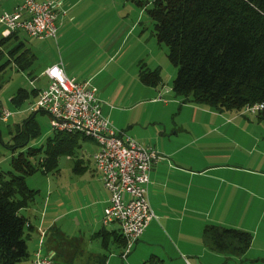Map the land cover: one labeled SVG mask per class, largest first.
Instances as JSON below:
<instances>
[{"label": "crops", "instance_id": "crops-1", "mask_svg": "<svg viewBox=\"0 0 264 264\" xmlns=\"http://www.w3.org/2000/svg\"><path fill=\"white\" fill-rule=\"evenodd\" d=\"M60 1L65 15H59L58 29L64 23L76 21L79 3ZM16 4L17 0H0V13L12 11ZM26 46L36 60L42 59L40 75L60 61L63 65L62 59H43L45 51L37 56L31 46ZM101 50L105 51L101 66L89 79L93 78L98 87L102 114L116 129L160 155L151 168L148 186L150 207L156 217L130 253L122 258L119 240L115 238L116 233L121 234L118 225L103 227L101 223L108 194L92 161L79 155L84 167L74 170L77 159L65 156L67 161L75 162L73 173L82 176L80 180L59 179L54 183L63 197L68 195L67 200L56 197L45 204V200L36 198L32 205L21 210L29 225L26 239L29 257L18 264H31L33 253L39 248V229L45 231L41 250L54 257L53 262L59 260L63 264H144L152 255L166 264H226L223 254L209 250L204 244L202 233L206 225L250 232L252 242L248 251L243 257L229 261L264 264L262 250L254 246L258 232L264 231V126L259 118L182 104L173 97L170 88L167 91L142 85L138 65L137 69L126 70L133 58L119 61L116 56H109L108 44H103ZM62 67L68 77L76 80L69 67ZM110 67L112 72H106ZM100 74L103 76L99 77ZM116 78L117 83L112 85ZM39 79L35 77L31 82ZM250 123L257 130L247 133L244 127H251ZM90 142L95 152L96 143ZM90 170L93 172L86 174ZM59 172L57 165L54 174L59 176ZM79 186L83 192L78 190ZM50 229L60 230L66 240L58 242L50 235ZM100 230L105 234L95 235Z\"/></svg>", "mask_w": 264, "mask_h": 264}, {"label": "trees", "instance_id": "trees-1", "mask_svg": "<svg viewBox=\"0 0 264 264\" xmlns=\"http://www.w3.org/2000/svg\"><path fill=\"white\" fill-rule=\"evenodd\" d=\"M147 11L153 21L152 35L165 45L166 56L177 70L170 89L175 99L216 112L258 117L264 126V113L245 110L264 101V0H151ZM19 31L0 36V90L8 81V69L29 71L36 60ZM137 65L142 85H162L159 67L151 69L141 61ZM38 91L19 88L10 102L19 109L30 96L36 100ZM37 112L45 114L37 110L8 128L12 140L4 144L19 150L11 158V168L0 170V264H18L29 257V225L20 212L34 203L38 190L30 188L26 178L57 170L62 156L77 159L74 170L83 168L77 154L79 141H93L81 133H52L41 146H28L40 134ZM49 231L58 242L66 240L60 230ZM202 237L206 247L223 254L226 262L243 257L252 242L250 232L218 225H206ZM115 238L123 249L122 235L116 233ZM144 264L166 263L152 255Z\"/></svg>", "mask_w": 264, "mask_h": 264}, {"label": "rangeland", "instance_id": "rangeland-1", "mask_svg": "<svg viewBox=\"0 0 264 264\" xmlns=\"http://www.w3.org/2000/svg\"><path fill=\"white\" fill-rule=\"evenodd\" d=\"M78 1L76 18L79 21L77 22L76 19L75 22L64 23L59 29L57 26L55 39L48 38L38 40L29 38L23 31L18 32L19 37L21 39L27 38L26 44L32 47L37 56L45 51L43 59H49L51 57V60L55 61L62 59L64 67L66 68L67 66L73 71L72 76L75 75L77 81L86 82L90 86H94L96 90H98V87L95 82L92 81L93 78L89 79V77L101 66L100 59L104 56L103 54L105 52L101 50L103 44H108V55L116 56L119 61L128 57L134 59L131 65L126 68L128 71L137 69V64L140 61L151 69L159 67L160 75L162 77V85H159L158 87H163V90L166 89L167 91L169 88L171 89V82L174 79L177 70L171 65L166 56L167 49L165 45L161 43L158 44L155 37L152 35L153 21L147 11L148 8H150L151 0ZM60 63L61 61L59 64ZM42 64V59L39 61L35 60L29 71L22 72L13 68L7 70L9 78L7 83L0 90V104L12 114L5 122L0 121L1 140L3 143V145L0 144V170L7 171L11 168V158L17 156V150H19L12 151L5 147L4 144L9 143L12 140L8 133V128H13L16 124L21 123V121L27 116L37 111L34 110L33 106L35 98L31 96L19 109L13 107L10 98L19 88L31 92L32 89H39L46 84L47 77L43 75V73L41 75L39 74L40 69H42ZM63 65L61 63V66ZM106 72L111 73V67ZM102 76L103 75L100 74L99 77ZM35 77H39L40 79L35 83L31 82ZM116 83L117 78L116 82L112 85H115ZM237 116L251 117L250 115L243 116L240 114H237ZM35 119L39 125L40 134L35 139L29 141L28 146L31 147L41 146L46 138L51 135L47 115L37 112ZM255 130H257V126L254 124H252L251 127L248 125L244 127V131H247V133ZM240 133H242V131ZM245 140L247 141L249 138L246 137ZM79 144L81 147L77 154H83L86 160L92 161L91 155L95 150V146L89 140L85 139H80ZM74 163V161H67L65 156H62L59 158L58 162V169L60 170L59 176L54 174L57 170L49 174L36 172L28 176L26 178L27 185L38 190V197H36L37 200H45V204L51 203L52 198L53 200H56V197H61L62 199L67 200L68 195L63 197L61 195V190H58L54 183L59 179H62L65 182H69L70 180H80V176L82 175L75 174L72 171ZM90 172L93 171H86V174L89 175ZM87 178L90 179L91 177ZM81 188L82 187L79 186L78 190L83 192ZM66 189L70 192V189ZM151 210L153 211L152 208ZM28 227L29 226H27V228ZM38 231L40 232V235L38 236L40 239L41 232L44 233L45 231L41 229ZM254 246L257 249H261L262 254L264 255L263 230L258 232V237ZM53 263L63 264L59 260ZM226 264L232 263L228 260Z\"/></svg>", "mask_w": 264, "mask_h": 264}, {"label": "built area", "instance_id": "built-area-1", "mask_svg": "<svg viewBox=\"0 0 264 264\" xmlns=\"http://www.w3.org/2000/svg\"><path fill=\"white\" fill-rule=\"evenodd\" d=\"M61 5L60 0H17L12 11L0 14L1 36L21 30L30 38L55 39L59 15H65ZM43 75L48 83L38 91L34 110L47 115L51 134L81 133L96 143L97 150L91 158L108 194L101 222L104 226L118 225L125 241L121 257L125 258L156 217L150 208L148 186L151 168L160 155L116 129L102 114L96 88L68 77L61 63L46 68ZM245 110L264 113V101L247 106ZM11 114L1 108L0 121L5 122ZM43 235L41 232L39 247ZM32 264L53 263L38 249Z\"/></svg>", "mask_w": 264, "mask_h": 264}, {"label": "bare ground", "instance_id": "bare-ground-1", "mask_svg": "<svg viewBox=\"0 0 264 264\" xmlns=\"http://www.w3.org/2000/svg\"><path fill=\"white\" fill-rule=\"evenodd\" d=\"M42 244H43V243H42ZM38 249L40 250V252H41V254H42L43 256H46V257L50 258L51 261H52V263H53V258H52L50 255L44 253V252L41 250V249H42V245H41ZM38 249H37V250H38ZM37 250H36V251H37ZM36 251H35V252H36ZM35 252H34V253H35ZM34 253H33V255H34ZM33 255H32V259H33ZM32 259H31V264H32ZM53 264H54V263H53Z\"/></svg>", "mask_w": 264, "mask_h": 264}]
</instances>
